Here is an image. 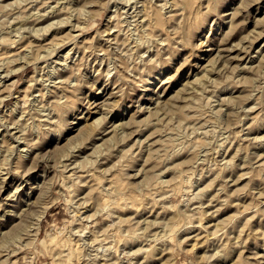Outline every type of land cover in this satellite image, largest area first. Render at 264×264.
<instances>
[{"label":"rangeland","instance_id":"obj_1","mask_svg":"<svg viewBox=\"0 0 264 264\" xmlns=\"http://www.w3.org/2000/svg\"><path fill=\"white\" fill-rule=\"evenodd\" d=\"M0 72V264H264V0H0Z\"/></svg>","mask_w":264,"mask_h":264},{"label":"bare ground","instance_id":"obj_2","mask_svg":"<svg viewBox=\"0 0 264 264\" xmlns=\"http://www.w3.org/2000/svg\"><path fill=\"white\" fill-rule=\"evenodd\" d=\"M149 4V3H148ZM147 4V5H148ZM173 5H174V2L172 3ZM147 5H146V7H147ZM145 8V7H144ZM146 9V8H145ZM145 11V10H144ZM38 18V17H37ZM55 24V23H54ZM48 25V24H47ZM22 28H23V26H22ZM48 28V27H47ZM21 29V28H20ZM142 43V42H141ZM25 54V53H24ZM20 58V57H19ZM23 58V57H22ZM12 60V59H11ZM25 61H26V59H24ZM212 70V69H211ZM8 74H2L1 72H0V76L1 77H4V78H6V76H7ZM99 123V122H98ZM77 146V145H76ZM13 153V152H12ZM9 155V154H8ZM6 161V160H5ZM39 165V164H38ZM104 171V170H103ZM3 180H4V178H3ZM2 183V182H1ZM111 190H112V188H110ZM113 191V190H112ZM106 193V192H105ZM104 194V193H103ZM106 194H108V193H106ZM110 196V195H109ZM106 197V196H105ZM107 199V198H106ZM110 199V198H109ZM28 204H29V202H28ZM107 204V203H106ZM107 206V205H106ZM106 206H105V208H106ZM46 210V209H45ZM45 210H43L42 212H43V214H40V215H38V222L40 223V220H41V218L43 217V215H44V213H45ZM19 213V212H18ZM35 218V217H34ZM39 223H37L38 225H39ZM32 227V226H31ZM37 228V227H36ZM34 230V229H33ZM21 233V232H20ZM88 244V243H87ZM89 254V253H88ZM92 264H96L94 261L92 262Z\"/></svg>","mask_w":264,"mask_h":264}]
</instances>
